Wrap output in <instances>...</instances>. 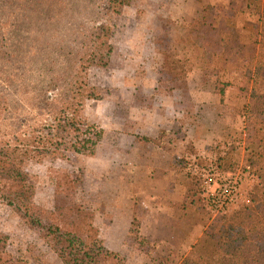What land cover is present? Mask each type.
Listing matches in <instances>:
<instances>
[{
  "label": "trees",
  "instance_id": "16d2710c",
  "mask_svg": "<svg viewBox=\"0 0 264 264\" xmlns=\"http://www.w3.org/2000/svg\"><path fill=\"white\" fill-rule=\"evenodd\" d=\"M130 1L90 2L97 9L95 14L102 13L105 19L87 28L77 24L69 39L71 46L77 43L76 48L64 50L63 32L59 27L66 29L75 3L71 0H0L2 59L11 54L5 34L13 29L20 43L24 35L30 34L41 45L42 52L52 45L66 57L63 67L55 68L46 65V56L39 53L37 59L43 62L41 66L23 70V74L32 78H48L35 93L15 75L16 90L13 91L18 99L14 107L8 98L11 90L8 71L0 74V203L9 207L25 225L37 227L38 237L48 246L59 249L58 264H126L118 252L104 245L90 211L85 213L74 202L76 178L66 170L50 169L52 209L49 217L41 220L34 212L35 188L22 166L27 161L66 159L69 153L88 151L99 141L101 130L80 115L84 102L99 96L98 89L88 84L86 70L107 65L111 44L106 19L109 14H119ZM194 1L201 4L199 17L191 18L177 29L171 21L160 20L151 34L155 54L152 68L166 76L168 92L176 90L180 100H190L198 93L195 85L199 86L203 76L212 75L213 89L220 92L218 86L225 80L229 64L234 61L241 67L239 89L246 99L241 112L242 162L254 168L257 182L248 191L247 202L241 208L227 215L209 217L194 242L182 240L167 244L168 251L174 264H264V0H218L217 4ZM242 16L252 20V27L244 33L243 27L229 22ZM47 20L51 22L49 28L40 32L38 26L41 22L48 26ZM77 38L80 39L77 41ZM10 117L12 122L8 120ZM161 132L156 137L134 135V138L165 150L169 155L168 166L173 170L176 166L173 160L181 159H176L178 156L174 154L177 153L175 143L183 140V135L173 138L170 130L163 143ZM61 135L66 141L59 140ZM233 148L218 153L214 163L219 169H235ZM183 166L176 167L174 179L182 189L181 200L171 202L170 206L182 211L202 210L197 178ZM6 244L7 235L0 232V264H17L2 257Z\"/></svg>",
  "mask_w": 264,
  "mask_h": 264
},
{
  "label": "rangeland",
  "instance_id": "374dc122",
  "mask_svg": "<svg viewBox=\"0 0 264 264\" xmlns=\"http://www.w3.org/2000/svg\"><path fill=\"white\" fill-rule=\"evenodd\" d=\"M71 1L75 3V11L72 12L66 29L59 27L61 34L63 32L61 37L64 50L76 48L77 43L71 46L69 39L77 24L87 28L92 23L105 19L102 13L95 14L97 9L89 4L94 3V0ZM206 2L219 3L218 0ZM200 11L201 4L194 0H131L119 14H109L106 22L110 27L111 51L107 65L91 66L86 70L87 82L98 89L99 96L97 99L86 100L80 112L87 123L101 130L99 141L91 145L88 151L69 153L66 159H45L40 163L27 161L22 166L28 181L35 188L34 212L40 215L41 220L48 218L52 209L50 169L66 170L76 178L72 194L74 202L85 213L90 211L104 245L111 250L121 249L123 252L120 255L126 264H174L169 247L157 245L150 242L153 240L145 238L146 234L152 237L154 235L151 232L153 228L149 225L152 222L151 209L143 205V192H155L164 183L149 176L152 169L146 166H150L153 160L144 153L147 150L145 143L135 140L134 135H152L157 127H160L157 134L163 131L160 134L164 137L161 138L163 143L170 130H173V138L178 139L183 135V140L178 139L175 143L177 153L174 154L178 156L176 159L181 158L178 162H172L176 164L173 169L175 174L176 167L181 169L184 165L185 169V157L193 156L199 166H204L208 160L215 162L218 153L227 151L231 146L236 150L235 170L241 169L243 165L241 112L246 99L239 89L238 74L241 67L234 64V61L229 64L228 74L218 86L220 92L213 89L212 75L203 76L199 86L195 85L198 93L190 100H180L176 90L168 92L166 76L152 68L155 54L151 34L159 26L160 20L171 21L177 29L191 18L199 17ZM247 18L236 17L229 22L243 27L244 33V30L252 27V20ZM47 22L48 26L44 22L38 26L40 32L47 31L51 24L50 20ZM16 34L14 29L5 34L11 54L3 59L0 57V74L8 71L10 77L11 90L8 98L13 107L18 99L13 91L16 90L15 75H19L23 85L34 93L36 88L48 81L46 77L32 78L22 73L25 68L34 70L41 66L43 62L40 63L37 59L39 53L46 56L44 61L51 67L58 68L66 62V57L52 45L42 52L41 45L33 41L30 34L24 35L21 43ZM0 35H3L1 29ZM20 70L21 74H17ZM1 77L0 75V79ZM35 104L39 106L40 102ZM8 120L12 122L11 117ZM11 126L12 124L7 126V129ZM175 130L178 132L174 133ZM66 139L59 136L60 141ZM152 146L155 147L150 143L148 147ZM178 188H181L180 185ZM247 188L248 185L244 184V189ZM242 205H238L229 214ZM189 213L193 219L199 220V225L192 230L201 232L211 216L203 209L190 210ZM125 220L131 221L127 231L123 227ZM188 227L177 228V232L190 230ZM160 231L158 228L157 233L160 234ZM0 232L7 235L3 258L17 264L60 262L59 249L48 246L38 237L37 227L25 225L2 203Z\"/></svg>",
  "mask_w": 264,
  "mask_h": 264
},
{
  "label": "crops",
  "instance_id": "0c3cea01",
  "mask_svg": "<svg viewBox=\"0 0 264 264\" xmlns=\"http://www.w3.org/2000/svg\"><path fill=\"white\" fill-rule=\"evenodd\" d=\"M158 128L160 127H157L154 130V134L151 135V133H149L148 135L145 134V136L156 137ZM149 144L150 142L144 144L147 149L144 153L147 155V158L152 159L153 161L152 164L150 166H146V168L148 167L152 169V172L149 171L150 177L152 176L153 178L160 180L161 183H164V185L155 192H143V205L146 208L151 209L150 212L152 213V222L149 225H151V228H153L151 232L154 235V237H152L146 234L145 238L153 240L150 241L152 243L154 242L157 245L164 244L165 246L172 243L178 244L182 240H185L187 242H194L201 234L200 231L196 233L194 232L195 229L194 231L192 230V228H194L196 225H199L197 222L199 220L197 218L193 219V217H191V214L189 213L190 210L182 211L177 208H171V202L176 203L181 200V188L179 189L177 183L174 181L176 176L174 170H172L168 166V153L156 145L155 147H148ZM188 219H190V222H188ZM125 222L126 224H124L123 227L125 228V231H127L130 226V221L125 220ZM183 226H189L188 228L191 229L185 232L182 231L181 233H178L177 228ZM158 228L161 229V235L157 233ZM175 232L177 234H175ZM114 251L120 254L122 250L120 249Z\"/></svg>",
  "mask_w": 264,
  "mask_h": 264
},
{
  "label": "built area",
  "instance_id": "2783aa9c",
  "mask_svg": "<svg viewBox=\"0 0 264 264\" xmlns=\"http://www.w3.org/2000/svg\"><path fill=\"white\" fill-rule=\"evenodd\" d=\"M185 158V170L198 181L201 208L211 217L227 215L247 202V193L257 182L253 167L242 165L237 170H221L212 161L199 166L193 156ZM244 184L248 185L247 189Z\"/></svg>",
  "mask_w": 264,
  "mask_h": 264
}]
</instances>
